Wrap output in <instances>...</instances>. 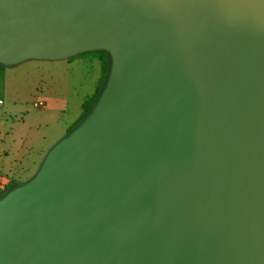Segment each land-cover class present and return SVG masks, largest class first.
Wrapping results in <instances>:
<instances>
[{"label":"water","instance_id":"water-1","mask_svg":"<svg viewBox=\"0 0 264 264\" xmlns=\"http://www.w3.org/2000/svg\"><path fill=\"white\" fill-rule=\"evenodd\" d=\"M113 42L88 137L0 210V264H264V0H0V56ZM79 238H77V243Z\"/></svg>","mask_w":264,"mask_h":264},{"label":"rangeland","instance_id":"rangeland-1","mask_svg":"<svg viewBox=\"0 0 264 264\" xmlns=\"http://www.w3.org/2000/svg\"><path fill=\"white\" fill-rule=\"evenodd\" d=\"M94 51L105 54V57L101 61L108 62L107 81L102 88L101 96L98 99L95 109L90 117L76 127L69 129L68 135L65 134L62 128L65 124H72L77 120L73 111L69 112L65 116L60 114L58 115L56 112H53V110L60 107V103L57 104L50 102V100L45 97L44 91L41 95L40 93L31 92V85L36 83L39 78L38 76L40 74L38 73L49 69V63L44 62V59L33 60L34 58H22L23 56H34L35 54L32 52H24V54L19 55L16 59L6 57L5 60L8 61L5 62L7 63H0V118L2 111H4V113H6V139L12 136L19 138L26 137L29 139L27 143L22 146L21 152L25 153L28 149V143L35 141L34 147L40 149L39 155L41 157L46 156L50 153V151H53L55 147L60 145L64 139L77 137L78 140L75 141L74 144L86 139L90 133L85 136L80 134H83L85 130L94 125L96 121H101L124 72L125 59L122 51L119 49L118 45L113 42H102L94 45L72 48L59 52L58 55L62 56V58H67L68 61H73L84 53ZM83 68V63L77 65L76 67H72L70 74L72 76H77L78 74L80 75ZM90 76L93 78L94 75L92 76L91 74ZM73 84L75 89L80 87V84L78 83ZM92 88L93 84H91L90 88V82L87 80V91L85 92L87 97H90L93 93L94 90ZM3 91L4 94L2 96ZM41 100L46 102V107L44 111H37L33 108V104L41 102ZM37 127L39 128L37 129ZM34 154L29 150L27 155H29L28 157H32ZM26 159L27 158H25V160ZM22 164V166L26 165L25 163ZM31 165L32 166L28 169L29 173L25 174V172L23 173L18 168L21 174L16 172L12 175L11 179L8 178V175H5L6 172L5 174L4 172H2L3 174L0 173V178H6L8 181L6 187L0 189V210L18 197L30 192L23 190V185L32 184L35 181L37 175L33 174V172L41 169L42 161H40V159L35 160ZM0 186L4 185L0 184ZM118 225L119 238L127 257L123 264H131L129 253L136 245L135 243L137 240L138 230L127 221L118 222ZM80 233L81 232L78 230H73L70 233L71 237L75 241V245L78 244L77 238H79ZM76 251L77 247L74 248V255Z\"/></svg>","mask_w":264,"mask_h":264},{"label":"crops","instance_id":"crops-1","mask_svg":"<svg viewBox=\"0 0 264 264\" xmlns=\"http://www.w3.org/2000/svg\"><path fill=\"white\" fill-rule=\"evenodd\" d=\"M32 53L35 55L26 56V57L23 56L22 58H27V59L34 58L33 60L44 59V62L49 63L50 67L49 69H46L41 73H38L40 74L38 76L39 78L36 81V83H33V85H31V92L40 93L41 95L44 91L45 97L49 99L50 102L57 103V104L60 103L61 105L56 110H53V112H56L58 115L60 114L62 116H65L69 112L73 111L76 118L78 119L81 114L82 105L84 101L90 98L95 91L97 81L100 77L101 66L104 63H108V62H103L101 61L102 59L101 60L75 59L73 61H68L67 58H62V56H59L58 53H48V54H40V53L36 54L35 52H32ZM17 57L18 56L16 55L12 58L16 59ZM41 57H46V58H41ZM5 61H8V60H5L4 57L0 56V63H7ZM18 62H22V61H18ZM81 63H83L84 65V68L82 69L81 74L80 75L78 74L77 76H72L70 74L71 68L76 67L77 65H80ZM91 74L92 76L94 75L93 78L90 76ZM87 80H89L90 82V88H91V84H93L92 89L94 91L90 95V97H87L85 93L87 91ZM71 83L72 84L78 83L80 84V87L78 89L77 88L75 89L74 84L72 86ZM4 91L2 92V96L4 94ZM41 102L44 104V107L42 109L44 111L46 107V102L43 100H41ZM42 110H39V111H42ZM5 117H6V113L2 111V115L0 118V173L3 174L2 172H4L5 174L6 172L5 175H8L9 179H11L12 175L16 172L18 174H21L20 171H22L23 173L25 172V174L29 173L28 169L30 168V166H32L31 164L35 160L40 159V161H42L41 169L33 172V174L37 175L35 181L32 184L23 185V188H22L25 191H32L36 189L38 186L42 185V183L44 182L53 158H55V156L61 150L72 145L75 141L78 140V138L72 137L70 139H64V141L60 145L55 147L53 151H50L48 155L42 156V157L39 155L40 149H37V147L36 148L34 147L35 141H33L31 143H28V149L24 153V152H21L22 146H24L29 139L26 137L19 138V137H14V136L6 139V136H5L6 119ZM98 122L96 121L94 125L90 126V128L88 127V129H86L85 132L80 135L85 136L91 133L95 129V127L98 125ZM73 123L65 124L63 126L62 129L64 130L65 134L68 135V130L73 125ZM38 128L39 127H37V129ZM29 150L33 154L35 153L32 157H28L29 155H27L29 153ZM25 158L27 159L25 160ZM22 163H25L26 165L22 166L23 165ZM18 168L20 169V171ZM7 183L8 181L6 180V178H0V184L4 185V186H0V189L5 188ZM80 232L81 233L79 234V242L77 246V251L75 255L73 256L72 260L68 262L67 264H86L85 253H84L85 232L81 230Z\"/></svg>","mask_w":264,"mask_h":264},{"label":"trees","instance_id":"trees-1","mask_svg":"<svg viewBox=\"0 0 264 264\" xmlns=\"http://www.w3.org/2000/svg\"><path fill=\"white\" fill-rule=\"evenodd\" d=\"M105 57V54L102 52L94 51V52H87L80 56L77 59H98L101 60ZM108 77V64L104 63L101 66L100 77L97 81L95 91L93 95L86 99L82 105V111L79 118L73 123V125L69 128L76 127L81 122L87 120L90 115L92 114L93 110L95 109V105L97 104L98 99L101 96L102 88L104 87Z\"/></svg>","mask_w":264,"mask_h":264},{"label":"built area","instance_id":"built-area-1","mask_svg":"<svg viewBox=\"0 0 264 264\" xmlns=\"http://www.w3.org/2000/svg\"><path fill=\"white\" fill-rule=\"evenodd\" d=\"M44 107V104L42 102L34 103L33 108L37 111L42 110Z\"/></svg>","mask_w":264,"mask_h":264}]
</instances>
